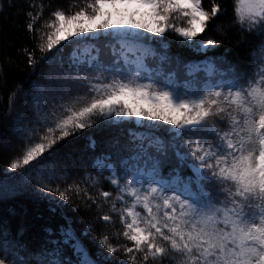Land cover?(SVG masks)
Here are the masks:
<instances>
[{"label": "snow or ice", "instance_id": "6c2138e0", "mask_svg": "<svg viewBox=\"0 0 264 264\" xmlns=\"http://www.w3.org/2000/svg\"><path fill=\"white\" fill-rule=\"evenodd\" d=\"M39 7L25 15L41 55L25 53L30 76L38 65L47 70L22 96L19 84L8 96L13 135L23 148L4 170L0 199L34 183L35 195L45 194L63 214L73 192L88 208L100 207L87 185L106 181L115 196L97 189L98 196L111 198L110 211L123 226L114 236L131 246L104 234L99 243L108 255L98 251L93 258L64 217L58 236L45 228L51 239L35 251L0 245V264H108L118 252L124 259L113 264H264V0L233 3L238 46L257 41L251 72L225 56L185 62L168 55V33L196 52L218 48L220 41L201 37L227 12L216 0L210 9L204 0H87L71 14L52 10L43 23ZM166 63L175 68L165 71ZM28 96L30 102H20ZM90 128L111 133L110 151L93 159L95 174L53 186L68 175L57 176L56 162ZM88 141L95 150L96 140ZM10 147L0 140V149ZM101 219L113 222L109 214Z\"/></svg>", "mask_w": 264, "mask_h": 264}, {"label": "trees", "instance_id": "16d2710c", "mask_svg": "<svg viewBox=\"0 0 264 264\" xmlns=\"http://www.w3.org/2000/svg\"><path fill=\"white\" fill-rule=\"evenodd\" d=\"M86 2L87 0H0V4L3 5V8L0 9V139L2 135L11 137L10 150L4 151L0 149V180L4 179V170L11 159L20 155V150L23 148L20 140L13 135L12 117L7 114L8 96L16 89L18 84L21 86L20 94L22 96L23 92L28 89L29 82L39 81L40 72L47 70L46 64L43 69L38 65L36 74L29 75L32 69L28 66L25 49L29 51H35V49L34 41L31 38L32 33L26 28L27 17L25 13L28 11H39V6L43 5V17L40 21V23H43L44 20L50 17L51 11L56 8H61L67 14H71L79 10L80 7L85 6ZM216 2L221 4L222 7H226L227 12L225 15L214 18L210 22L209 28L206 29V33H202L201 37L204 40L211 38L220 41L218 48L206 53L196 52L181 45L174 33H168L164 37L165 43L169 45L167 49L168 55L172 57L178 55L185 62L202 61L206 57L225 56L233 64H239L242 68H247L251 72L253 60L250 54L253 51H258L252 46L257 41L250 40L245 45L238 46L242 34L238 26H232L234 0H216ZM211 3L212 0H204V7L210 9ZM29 5H36L37 7L30 9ZM175 22L183 26L182 21L176 20ZM37 27H39V24ZM70 51L71 46L66 45V57ZM35 55L39 58L41 54L35 51ZM152 66L155 67V65ZM163 67L167 71L169 67L175 68V64L173 63L170 66L166 63ZM178 71L183 76V69L180 68ZM74 88H79L81 93L86 90L82 85H75ZM41 99H44V97H41ZM25 100L30 102L31 96L24 98L20 102L23 103ZM218 127L223 126L218 125ZM89 135L96 140L95 150L88 148ZM110 136L111 133L108 130L95 128L82 130V135L74 141L76 150L56 162L57 176L62 171H66L68 174L67 180L54 179L52 181L53 186L59 183L60 187L64 188L67 184L74 181L79 182L85 172L95 174V170L92 168L93 159L101 153L110 151L108 146ZM175 163V159L172 158L171 162L164 167L165 174ZM15 171L19 172L21 170ZM104 175H107V172ZM83 187L85 185L81 184V188ZM87 187L89 194L98 198L100 207L92 205L91 208H88L73 192L70 194L72 202L65 204V209L63 214H61L62 210L52 201L44 198L45 194L35 195L38 189L34 183H29L28 191L20 192L18 195L8 199H0V245L5 243L17 244L24 246L21 249L22 251L24 249L35 251L45 246L47 241L51 239L44 229L51 228L58 236L60 226L66 225L64 217H68L76 235L93 258L96 257L98 251H104L108 255L107 250L99 243L101 236L104 234L109 235L113 244L118 242L120 245L127 244L131 246V242L126 241L122 236L119 241L115 238L114 233L122 232L123 226L119 217L110 211L111 198L105 203L103 198L98 196L97 191V189L110 191L114 197L116 190L106 181L102 185H96V187H92L89 182ZM52 207H56L57 211H50ZM117 207H120V205L118 204ZM105 214L112 216V223H105L101 219ZM90 223L93 226L92 229L88 227ZM21 228L23 229L22 235H20ZM85 231H87V235L83 234ZM4 232H7L6 236L3 235ZM49 247L51 246L49 245ZM66 250L70 252V249ZM121 259H124L123 253L118 252L112 256L108 264H113V262Z\"/></svg>", "mask_w": 264, "mask_h": 264}, {"label": "rangeland", "instance_id": "374dc122", "mask_svg": "<svg viewBox=\"0 0 264 264\" xmlns=\"http://www.w3.org/2000/svg\"><path fill=\"white\" fill-rule=\"evenodd\" d=\"M148 35L151 36L152 34H151V33H148ZM10 138H11L10 136L2 135V137H1L0 140H3V141H5V142L9 143L10 146H11Z\"/></svg>", "mask_w": 264, "mask_h": 264}]
</instances>
